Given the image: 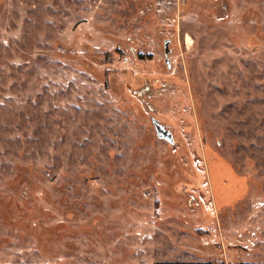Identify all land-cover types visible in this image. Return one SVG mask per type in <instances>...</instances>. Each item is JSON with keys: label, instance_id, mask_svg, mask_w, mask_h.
Wrapping results in <instances>:
<instances>
[{"label": "rangeland", "instance_id": "374dc122", "mask_svg": "<svg viewBox=\"0 0 264 264\" xmlns=\"http://www.w3.org/2000/svg\"><path fill=\"white\" fill-rule=\"evenodd\" d=\"M176 1L0 0V264H264V0Z\"/></svg>", "mask_w": 264, "mask_h": 264}, {"label": "flooded vegetation", "instance_id": "af4514ba", "mask_svg": "<svg viewBox=\"0 0 264 264\" xmlns=\"http://www.w3.org/2000/svg\"><path fill=\"white\" fill-rule=\"evenodd\" d=\"M158 3L161 7V9H163L164 13H172L173 9L176 8L177 6V1L176 0H158ZM171 44V40L167 39L164 41V49H165V54H166V60H168V56L171 54V50L169 48V45ZM166 50L169 51L168 53H166ZM151 109V108H150ZM152 110V109H151ZM156 120V119H154ZM164 128L168 131H170L169 129H167V127L165 125H163ZM165 131L161 132V135H165Z\"/></svg>", "mask_w": 264, "mask_h": 264}, {"label": "water", "instance_id": "95a60500", "mask_svg": "<svg viewBox=\"0 0 264 264\" xmlns=\"http://www.w3.org/2000/svg\"><path fill=\"white\" fill-rule=\"evenodd\" d=\"M168 52L169 51L166 50V53H168ZM150 111H152V110L150 109ZM152 123H153V125L155 127V130H156L158 138L168 142L169 144H171L174 147L175 146V140H174V136H173L172 132L166 130L164 128V126L157 120L153 119ZM162 131H165L166 134L165 135H161Z\"/></svg>", "mask_w": 264, "mask_h": 264}]
</instances>
